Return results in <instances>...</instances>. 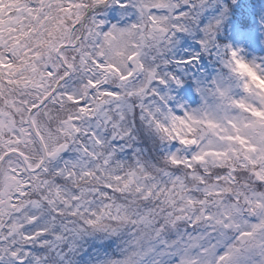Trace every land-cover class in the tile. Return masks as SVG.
I'll use <instances>...</instances> for the list:
<instances>
[{"label": "snow or ice", "instance_id": "obj_1", "mask_svg": "<svg viewBox=\"0 0 264 264\" xmlns=\"http://www.w3.org/2000/svg\"><path fill=\"white\" fill-rule=\"evenodd\" d=\"M257 50L264 0H0V264H264Z\"/></svg>", "mask_w": 264, "mask_h": 264}, {"label": "rangeland", "instance_id": "obj_2", "mask_svg": "<svg viewBox=\"0 0 264 264\" xmlns=\"http://www.w3.org/2000/svg\"><path fill=\"white\" fill-rule=\"evenodd\" d=\"M230 42L239 43L234 33H232L229 37ZM254 54L256 55H264V51L257 50Z\"/></svg>", "mask_w": 264, "mask_h": 264}, {"label": "trees", "instance_id": "obj_3", "mask_svg": "<svg viewBox=\"0 0 264 264\" xmlns=\"http://www.w3.org/2000/svg\"><path fill=\"white\" fill-rule=\"evenodd\" d=\"M230 34V32H229V29L227 28V27H225V30H224V34H223V39H225V40H227V37H228V35Z\"/></svg>", "mask_w": 264, "mask_h": 264}]
</instances>
